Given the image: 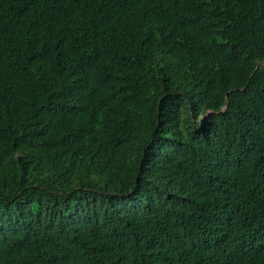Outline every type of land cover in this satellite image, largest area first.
<instances>
[{"label": "trees", "instance_id": "trees-1", "mask_svg": "<svg viewBox=\"0 0 264 264\" xmlns=\"http://www.w3.org/2000/svg\"><path fill=\"white\" fill-rule=\"evenodd\" d=\"M0 264H264V0H0Z\"/></svg>", "mask_w": 264, "mask_h": 264}]
</instances>
